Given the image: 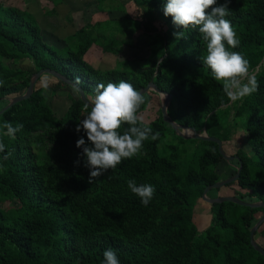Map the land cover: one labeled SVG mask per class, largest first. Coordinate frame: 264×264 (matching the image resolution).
Listing matches in <instances>:
<instances>
[{
	"label": "trees",
	"instance_id": "obj_1",
	"mask_svg": "<svg viewBox=\"0 0 264 264\" xmlns=\"http://www.w3.org/2000/svg\"><path fill=\"white\" fill-rule=\"evenodd\" d=\"M96 1L97 10L104 11L105 0ZM131 1L140 18L130 19L126 39L112 36L113 32L108 36L106 28L97 29L101 22H88L65 37L61 48L44 41L29 12L0 2L2 106L23 94L31 75L43 68L67 77L90 101L101 83L124 80L138 91L151 81L171 94L167 112L178 124L194 127L198 133L205 130L222 143L243 125L256 161L237 149L233 155L238 156L241 170L223 186L235 185L233 195L243 201L264 203V0H232L226 17L240 39L239 47L230 50L249 61L259 82L256 93L235 103L202 66L206 44L197 30H185L184 37L176 39L173 33L180 30L163 14L166 0ZM117 4V9H124ZM135 32L145 39V57L123 58L108 69L96 68L85 58L93 44L102 52L118 54L123 45L132 46ZM25 61L27 66L22 65ZM56 80L51 92L62 85L74 89ZM36 82L28 98L0 113V129L4 122L23 124L15 139L2 137L6 149L0 153V264H102L107 249L116 252L120 264H264V256L249 242L250 229L264 213L262 206L210 203L208 226L199 231L194 223V208L203 189L220 179L215 167L225 159L216 142L180 137L163 120L159 107L154 119L143 121L153 133H160L159 139L149 138L141 155L124 160L90 184L82 149L76 147L81 136L87 137L75 131L86 113L85 103L79 94L70 95V104L59 116ZM151 94L157 93H143L145 103L138 114L147 108ZM168 129L183 145L169 144L160 154L157 146ZM189 146L199 150L182 167ZM7 152L12 155L3 160ZM234 160L237 167L239 161ZM130 179L155 187L147 207L128 188ZM6 201L17 205L4 208ZM256 234L264 242V221ZM258 245L264 249V244Z\"/></svg>",
	"mask_w": 264,
	"mask_h": 264
},
{
	"label": "clouds",
	"instance_id": "obj_2",
	"mask_svg": "<svg viewBox=\"0 0 264 264\" xmlns=\"http://www.w3.org/2000/svg\"><path fill=\"white\" fill-rule=\"evenodd\" d=\"M231 3L232 0H223V3L219 0H166L163 14L171 17L175 28L180 30L173 33L176 39L183 38L184 31L188 29L200 33L207 52L200 58L202 66L210 70L212 78L222 85L228 100L235 103L256 93L259 82L249 61L239 52L230 50L240 45L231 21L226 19L231 14ZM39 83L46 99L50 81L47 76H42ZM3 86L4 82L0 81V87ZM73 91L79 94L78 89ZM144 103L143 94L124 80L96 86L91 103L84 105L86 115L75 128L77 133L83 131L87 137L85 140L81 136L76 147L82 149L83 166L89 170L90 184L124 160L141 155L144 142L149 138L152 141L159 139L160 133H153L138 115ZM124 125L127 127L121 133L119 130ZM22 128L23 124L13 126L4 122L0 129V153H5L6 149L2 137L15 139ZM11 155L7 152L3 160H8ZM75 163L79 165L80 161ZM127 186L145 207L155 195V187L151 184L137 185L130 179ZM102 264H120V260L114 250L107 249L103 252Z\"/></svg>",
	"mask_w": 264,
	"mask_h": 264
},
{
	"label": "rangeland",
	"instance_id": "obj_3",
	"mask_svg": "<svg viewBox=\"0 0 264 264\" xmlns=\"http://www.w3.org/2000/svg\"><path fill=\"white\" fill-rule=\"evenodd\" d=\"M64 2L58 5L57 9L61 11L62 14H57L53 15L51 19H49L48 25H45L43 21L41 22V25L43 27L42 30V35L44 41L49 44L50 46L54 48H61L63 45V42L61 40H58L55 36L53 35L51 37V32L53 31V28L56 26H60V29L57 30V34H67L70 32L69 25L65 23V18L63 17V14H68L70 15L73 13V20L76 21L77 25V18L79 17V11H77L78 8L83 7L84 5H88V13L94 11L95 6H94V0H63ZM1 3L5 5H13L16 7L21 8L20 6L22 5L21 0H0ZM118 2L122 3L124 6V9L121 11H118L116 6H118ZM47 3V2H44ZM103 5L106 6L105 12L108 11V6L109 4L112 6V8L116 7L115 9H112L109 13L110 17L113 18L112 20L110 17L104 18L100 20V25L97 26V29L100 28H106L108 30V36L111 37V33L113 32L114 34L112 36H116L121 39H126L125 35V30L117 31V25L119 23L123 24L125 27L129 26V22L131 18H140V11L139 9L132 3L131 0H105L102 3ZM50 5V4H47ZM44 7V6H43ZM47 8L48 7H44ZM76 9V10H75ZM120 9H122L120 7ZM103 13V12H102ZM104 15V14H103ZM102 15V16H103ZM124 18L118 21H114L115 18ZM79 21V20H78ZM53 25H50V23ZM81 22V21H80ZM62 26V27H61ZM47 31L49 33H47ZM55 40V41H54ZM145 39L140 32H135L134 33V38L132 41V46L129 45H123L121 50L119 51L118 54H110V53H105L102 52L101 48L94 44L93 46L90 47L88 50L85 58L89 63H91L94 67L99 68V69H108V68H113L116 65V62L118 60H121L123 58H129V57H145L148 54V48L146 47L145 44ZM29 62L25 61L22 63L23 66H27ZM143 64H146L143 62ZM42 76H47L49 81H50V86L55 84L57 80L48 75V74H43ZM41 76V77H42ZM40 80L36 82V87H40ZM76 97V93L72 90L71 87L62 85V87L55 92H51L48 90L47 93V102L51 109L59 116L63 115L65 110L67 109L68 105L70 104V97L69 96ZM89 98L92 99V97L89 96ZM151 100L149 104L147 105V108L143 111H141L138 115H140L142 121L144 122H149L152 119H154L158 115V108L161 105V100L162 97L158 94H151ZM6 106V105H5ZM5 106H2L1 101H0V111L3 110ZM86 115L83 114L81 119L84 118ZM169 144H174V145H183L180 140L175 136V134L170 131L169 129L166 131L164 139L158 144V152L160 154L164 153L166 150L167 145ZM199 145V144H198ZM223 149L227 154H234L237 149H241L244 153H246L249 157H251L252 160L256 161V157L254 156L250 145L247 143L245 140V134L243 130V125L239 124L238 128L233 132L231 135V138L229 141L223 142ZM200 146V145H199ZM187 151L182 155L181 159V166L185 167L186 163L192 159L194 154L196 153V149L199 150L198 148L195 149V147H187ZM236 160H231V161H221L216 167L215 171L219 175L220 180L226 179L230 177L234 172V170L237 168L236 167ZM236 188L235 185L228 187V186H222L220 190H210L207 192L206 196L208 198H217L221 196H227V195H233L234 194V189ZM249 199V198H248ZM210 203L205 201L204 199L201 198V200H198L196 202L195 208H194V223L199 231L203 230L206 228L211 220V210H210ZM16 206L17 202H4L3 207L4 208H9L11 206ZM255 241H257L259 244L263 245V238L260 236V234H256L254 236Z\"/></svg>",
	"mask_w": 264,
	"mask_h": 264
},
{
	"label": "water",
	"instance_id": "obj_4",
	"mask_svg": "<svg viewBox=\"0 0 264 264\" xmlns=\"http://www.w3.org/2000/svg\"><path fill=\"white\" fill-rule=\"evenodd\" d=\"M50 74L52 75L53 77H55L56 79L76 88L79 90V95H80V98L82 99V101L85 103V104H90L91 101L85 96L83 90L76 86L75 83H73L71 80H69L67 77H65L64 75L60 74L59 72L53 70V69H49V68H43V69H39L38 71L34 72L31 77H30V80H29V84L25 90V92L21 95H17V96H14V97H11L9 100H8V104L3 108V110L0 111V113L2 111H4L5 109H7L8 107H10L11 105H13L14 103L16 102H19L23 99H26L28 98L33 89H34V85H35V82L37 81V79L42 75V74ZM154 91L155 93H157L158 95H160L162 97V100H161V105H160V111H161V114H162V118L165 122H167L172 128L173 130L175 131V133L177 135H179L180 137L182 138H193V139H202V140H211V141H214L217 143V146H218V151L219 153L221 154V156L223 157V159H225L226 161H231L233 159H237L239 161V158L237 155H232V154H227L224 149H223V145H222V141L216 137H212V136H208L207 133L205 132V130L202 132V133H198L194 127H191V126H185V125H181V124H178L176 123L175 121H173L171 119V117L168 115V112H167V106L170 102V99H171V94L170 93H167L165 91H162L160 90L153 82L149 81L147 83L146 86H144L143 88H140L138 91L141 92L142 94L143 93H146L147 91ZM241 162L239 161V164L236 168V171H235V174L231 175L230 177L226 178V179H223V180H220V181H217L215 183H212V184H209L207 185L203 191H202V194H201V198L204 199L205 201L209 202V203H219V202H223V201H231V202H234L236 204H239V205H245V206H248V207H258V206H262L264 208V203L263 202H254V203H249V202H246V201H243L239 198H237L236 196L234 195H227V196H221V197H217V198H208L206 196L207 192L212 189V188H219L225 184H228L232 181H234L238 175H239V172L241 170ZM264 221V213L262 214V216L256 221V223L252 226V228L250 229V233H249V242L251 244V246L256 250L258 251L260 254H262L264 256V249L258 245V243L255 241L254 239V233L255 231L257 230V228L260 226V224Z\"/></svg>",
	"mask_w": 264,
	"mask_h": 264
},
{
	"label": "crops",
	"instance_id": "obj_5",
	"mask_svg": "<svg viewBox=\"0 0 264 264\" xmlns=\"http://www.w3.org/2000/svg\"><path fill=\"white\" fill-rule=\"evenodd\" d=\"M21 1H22V5L20 6L21 9L26 10L27 12H29L35 18L37 24L39 25V27L41 29V33H42V30H43V27H42L40 21H43V23L45 25L49 26V24H47V23H48L49 19H51V17L53 15L62 14L61 11H59L57 9V7H58V5H60L61 3L64 2L63 0H55V3H53L52 0H21ZM109 1H111V0H109ZM44 2H47V3H44ZM47 4H50V5H47ZM96 4H97V1L94 0L95 9H94V11H92L90 13H88V5H89L88 3H87V5H84L83 7H80V8L77 9V11H79V17L77 18V22H78L77 25H74V24H76V21L73 20V15H72L73 13H71L70 15L63 14L64 15L63 17L65 18V23L67 25H69V27H67V28L70 29V32L65 34V35L57 34V30L60 29V26H56V27L53 28V31L50 33L51 37L53 35H55V36H57L56 38L58 40H61L63 42V39L65 37H67L68 35L73 34L75 30H77L80 27L86 25V23H88V22H91V23L100 22V20H102L103 17L104 18L110 17L109 13L113 9V8H111L112 6L110 4L108 6V11H109L108 13L105 12V10L107 9L106 8L107 5H103L105 7L104 11H98L97 8H96ZM43 6L44 7L45 6L48 7V9L44 8ZM118 11H121V9H119ZM51 14H53V15H51ZM110 19L112 20L113 18L110 17ZM121 19H124V18L118 17V18H115L114 21H118V20H121ZM50 25H53V24L50 23ZM119 28L121 30H126L128 27H125L123 24L119 23L117 25V29H119ZM118 31H120V30H118ZM47 33H49V32L47 31Z\"/></svg>",
	"mask_w": 264,
	"mask_h": 264
}]
</instances>
